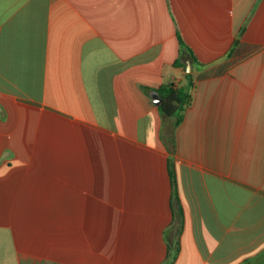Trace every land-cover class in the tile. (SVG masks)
<instances>
[{
    "label": "crops",
    "instance_id": "obj_1",
    "mask_svg": "<svg viewBox=\"0 0 264 264\" xmlns=\"http://www.w3.org/2000/svg\"><path fill=\"white\" fill-rule=\"evenodd\" d=\"M0 108V264H264V0H0Z\"/></svg>",
    "mask_w": 264,
    "mask_h": 264
},
{
    "label": "trees",
    "instance_id": "obj_2",
    "mask_svg": "<svg viewBox=\"0 0 264 264\" xmlns=\"http://www.w3.org/2000/svg\"><path fill=\"white\" fill-rule=\"evenodd\" d=\"M179 58H188L191 63H194L195 57L193 56L191 50L179 40ZM177 62L174 64L177 66ZM190 74L186 75L187 83L182 86H176L174 84H166L161 86L157 90L159 97L158 111L161 114L163 120L166 121L168 132V139L173 140V133L175 129L182 122L184 113L191 102L190 89L192 87ZM1 109V108H0ZM171 154V151H170ZM167 172L170 182L171 196H170V207L172 210V223L170 227L181 228L183 225V209L180 205L178 196V180L175 170L174 159L170 155L167 159ZM173 258L169 254V248L166 255V262L172 264Z\"/></svg>",
    "mask_w": 264,
    "mask_h": 264
},
{
    "label": "rangeland",
    "instance_id": "obj_3",
    "mask_svg": "<svg viewBox=\"0 0 264 264\" xmlns=\"http://www.w3.org/2000/svg\"><path fill=\"white\" fill-rule=\"evenodd\" d=\"M175 230H176L175 231L176 233L179 231L178 228ZM171 238H172V235H171V233H169L167 235V241L169 244H171V245H169V254L173 258L175 255V250H174V252L172 251L173 250V246H172L173 239H171ZM187 242H188V240L184 238L183 239V251L184 252H183V254L182 253L180 254V258L178 259L177 264H189V261H191L193 264H198V261H196V259H195L196 256L194 255V253L190 250H187V248H188ZM165 264H169V262H166Z\"/></svg>",
    "mask_w": 264,
    "mask_h": 264
}]
</instances>
